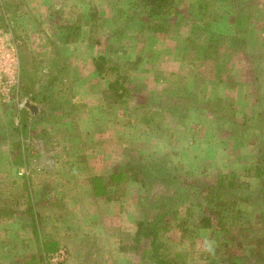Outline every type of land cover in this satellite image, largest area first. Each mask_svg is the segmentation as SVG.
Here are the masks:
<instances>
[{"label": "rangeland", "instance_id": "rangeland-1", "mask_svg": "<svg viewBox=\"0 0 264 264\" xmlns=\"http://www.w3.org/2000/svg\"><path fill=\"white\" fill-rule=\"evenodd\" d=\"M1 1L0 72L5 81L13 66L18 83L10 101L0 99V264H154L120 250L149 194L125 169L164 153L206 185L235 169L248 200L238 223L195 230L188 222L164 233L168 258L223 264L227 243L248 256L237 242L264 237L262 185L245 170L264 155V0H176L160 32L148 29L155 19L136 0ZM81 14L96 21L63 44L56 27ZM211 29L220 45L240 41L221 45L219 84L218 55L204 48ZM119 75L129 93L116 101L110 84ZM184 93L199 107L181 111L186 101L175 98L174 111L172 98ZM211 99L220 101L216 115L203 105ZM59 251L65 257L54 261Z\"/></svg>", "mask_w": 264, "mask_h": 264}, {"label": "trees", "instance_id": "trees-1", "mask_svg": "<svg viewBox=\"0 0 264 264\" xmlns=\"http://www.w3.org/2000/svg\"><path fill=\"white\" fill-rule=\"evenodd\" d=\"M136 1L139 2L141 10L148 11L149 18L155 19V24L148 27L149 30H154V32L164 30V26L159 24L167 22L166 16L176 13V0ZM232 2L236 3V6L238 4L240 6L239 0H232ZM4 10L5 6L0 0V20L4 17ZM239 19L241 20V18H238L237 24L241 23ZM92 21H96L95 14H90L89 16L81 14L73 25L68 23V25L56 27L60 41L65 45L76 43L81 34L82 26L85 24L90 25ZM200 29L206 32L209 31V28L205 24ZM209 35V43L204 48L212 51L215 56L218 55L212 59L214 62H218L215 68L217 70L215 77L219 84L223 83L224 77L222 74L226 68V62L224 63L221 60V54L224 52L221 51V45L223 44L222 46L226 47L227 50H232L239 46L240 41L235 36H230L225 43L222 41L220 45L219 38L221 40V37L217 31L211 29ZM53 47H56L55 43H53ZM99 67L105 69V64L102 63ZM125 78L124 75H119L115 82L110 84V92L114 94L116 101L124 98L129 93L128 88L123 86V81H121ZM227 80L228 82L230 81L228 77ZM178 95L172 98V101H175V98L186 101L182 105L181 111H187V108L190 106L199 107L200 104L194 99V94L184 93L183 95ZM157 105V107H161L160 104ZM176 105L175 101L174 105L169 106L174 111H178ZM203 105L207 106L206 108L209 109V112L211 108L212 110L214 109L213 113L215 115L220 111L219 99L217 101L213 99L208 100ZM229 106L230 108L232 107L231 101ZM205 107L201 106V108ZM258 117L259 122L264 123V113L259 112ZM242 126L248 127L246 121H244ZM261 148L263 150L262 154H264V146H261ZM247 164L248 166L245 169L248 173L247 176L259 180L262 185L260 198L264 201V155L259 156L258 162H247ZM125 170L130 174L131 180L139 184L142 190L149 194L145 197L148 208H143V216L141 214L138 220H136L134 234L121 238L120 250L122 252L132 251L138 254L142 262L153 261L154 264H175L173 258H168L170 251L163 240L162 235L164 233L170 231L173 227L185 230L184 228L188 222L195 227V230L224 228L235 222L238 223L244 213L242 204L248 201L246 194L240 192L241 184L240 182L238 184L236 181L238 178L236 177L237 171L235 169L226 175L219 172L216 180L211 185H206L199 178L190 177L188 174L183 175L177 165L171 163L168 154L164 153L147 161L140 158L136 164L128 165ZM231 176H234L236 180ZM154 185L164 186L165 191L163 194L154 195L152 190ZM181 214L182 217L180 216ZM241 227L236 228L237 233H239ZM229 233L225 238L234 241V234ZM248 235L247 233L245 234L247 242L238 241L237 244L239 248L247 247L248 254L246 255H250L253 259L252 262L246 260L248 256H239L234 253L230 249L231 246L227 243L224 249L227 255L223 264H264V237L250 240V236Z\"/></svg>", "mask_w": 264, "mask_h": 264}, {"label": "built area", "instance_id": "built-area-1", "mask_svg": "<svg viewBox=\"0 0 264 264\" xmlns=\"http://www.w3.org/2000/svg\"><path fill=\"white\" fill-rule=\"evenodd\" d=\"M10 45V44H9ZM12 59H14V61L18 60V57L15 53V50L12 49V55H11ZM13 69V70H12ZM2 72H0V99H2L4 102L10 101V92L11 89L14 88L17 83H18V79H17V70H14L13 66L11 68V70H8L5 73V81H3V76L1 75ZM65 257V253L63 251H59L55 258V260H60V259H64Z\"/></svg>", "mask_w": 264, "mask_h": 264}, {"label": "water", "instance_id": "water-1", "mask_svg": "<svg viewBox=\"0 0 264 264\" xmlns=\"http://www.w3.org/2000/svg\"><path fill=\"white\" fill-rule=\"evenodd\" d=\"M31 109H35L34 107H32Z\"/></svg>", "mask_w": 264, "mask_h": 264}]
</instances>
